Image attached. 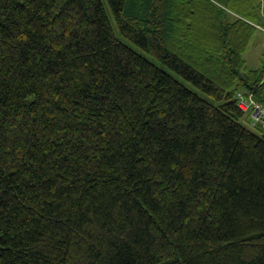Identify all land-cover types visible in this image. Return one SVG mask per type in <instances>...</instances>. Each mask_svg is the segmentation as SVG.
Returning a JSON list of instances; mask_svg holds the SVG:
<instances>
[{
  "label": "trees",
  "instance_id": "1",
  "mask_svg": "<svg viewBox=\"0 0 264 264\" xmlns=\"http://www.w3.org/2000/svg\"><path fill=\"white\" fill-rule=\"evenodd\" d=\"M106 3L170 72L103 0H0V264H264V0Z\"/></svg>",
  "mask_w": 264,
  "mask_h": 264
},
{
  "label": "rangeland",
  "instance_id": "2",
  "mask_svg": "<svg viewBox=\"0 0 264 264\" xmlns=\"http://www.w3.org/2000/svg\"><path fill=\"white\" fill-rule=\"evenodd\" d=\"M108 13L110 15L111 18V22L113 25V29L115 31V34L126 44L132 46L133 48H135L137 51H139L140 53H142L143 55H145V57H147L148 59H150L151 61H153L155 64H157L159 67H161L163 70L169 71L170 70L161 62H159L154 56H152L151 54L145 53L144 51H142L141 49H139L138 47H136L135 45H133L130 41H128L127 39H125L124 37H122L119 34L118 28L116 26V24L114 23L113 20V16L110 12V9L108 8V5L106 3V0H103ZM245 58L247 60V64L249 67L251 68H258L262 65L263 60H264V31L262 30H258L252 40L251 46L249 47L248 51L245 53ZM188 87H190L191 89L195 90L196 92H198L201 96L206 97V95H204L202 92H200L199 90H196L193 86H191V84H188Z\"/></svg>",
  "mask_w": 264,
  "mask_h": 264
},
{
  "label": "built area",
  "instance_id": "3",
  "mask_svg": "<svg viewBox=\"0 0 264 264\" xmlns=\"http://www.w3.org/2000/svg\"><path fill=\"white\" fill-rule=\"evenodd\" d=\"M237 103L239 108L250 117V125H264V106L255 101L252 94L238 92Z\"/></svg>",
  "mask_w": 264,
  "mask_h": 264
}]
</instances>
